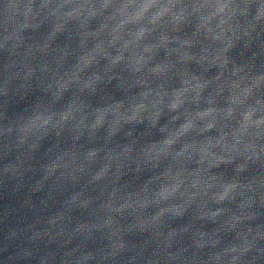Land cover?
Here are the masks:
<instances>
[{
	"label": "clouds",
	"instance_id": "obj_1",
	"mask_svg": "<svg viewBox=\"0 0 264 264\" xmlns=\"http://www.w3.org/2000/svg\"><path fill=\"white\" fill-rule=\"evenodd\" d=\"M0 53L3 173L43 194L8 261L264 264V0H0Z\"/></svg>",
	"mask_w": 264,
	"mask_h": 264
}]
</instances>
